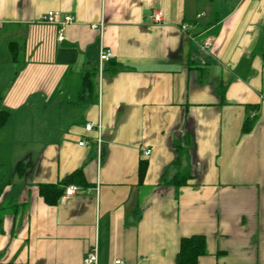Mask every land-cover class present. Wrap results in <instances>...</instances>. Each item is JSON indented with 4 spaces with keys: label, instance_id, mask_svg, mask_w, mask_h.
<instances>
[{
    "label": "crops",
    "instance_id": "crops-1",
    "mask_svg": "<svg viewBox=\"0 0 264 264\" xmlns=\"http://www.w3.org/2000/svg\"><path fill=\"white\" fill-rule=\"evenodd\" d=\"M200 1L0 0V135L26 155L0 194V264H84L94 247L97 264H176L193 236L199 264H264V0ZM50 11L72 18L62 42ZM41 185L65 188L56 205Z\"/></svg>",
    "mask_w": 264,
    "mask_h": 264
},
{
    "label": "trees",
    "instance_id": "trees-1",
    "mask_svg": "<svg viewBox=\"0 0 264 264\" xmlns=\"http://www.w3.org/2000/svg\"><path fill=\"white\" fill-rule=\"evenodd\" d=\"M112 62V61H111ZM110 63V62H109ZM112 73H115L116 69L109 70ZM95 77L94 74H86L84 77L83 87H88L92 81V77ZM10 114L9 112H0V131L5 127L9 120ZM253 127V122L247 120L244 127L243 132L249 133ZM22 164H19L17 170L19 171ZM148 169V163L146 161H141L139 166V183L143 185L146 177ZM81 174V172H79ZM74 175L68 177L62 185L66 186L70 183L76 182ZM190 172L186 171L184 173L177 174L172 180L171 184L174 187H184L187 186L189 181L191 180ZM82 182V181H81ZM80 183V182H79ZM82 184V183H81ZM64 187L58 185H41L39 186V194L40 197L44 200V202L50 206L56 205L62 195L64 194ZM207 254V241L204 236H193L189 238H183L180 242V249L177 255L176 264H199V260Z\"/></svg>",
    "mask_w": 264,
    "mask_h": 264
},
{
    "label": "built area",
    "instance_id": "built-area-1",
    "mask_svg": "<svg viewBox=\"0 0 264 264\" xmlns=\"http://www.w3.org/2000/svg\"><path fill=\"white\" fill-rule=\"evenodd\" d=\"M162 13L160 11H156L154 12L153 14V18H154V21L156 23H159L161 20H162ZM201 16H199L198 18H201ZM43 23H46V24H50V25H56V24H59L60 25V29H59V37H58V40L60 42H62L64 39H65V29L66 27L71 24L72 22V18L71 17H66L64 19L63 22H60L59 21V13L58 12H55V11H50L48 13H46L43 17H42V20H41ZM181 30L184 32V33H187L188 30H189V25L188 24H184L181 26ZM206 47H209L212 45V42L211 40H207L206 42ZM114 59V55L110 52V51H107V50H103L101 52V55H100V67L98 69V72H99V76H102L105 72V65L111 61H113ZM95 123H89L85 126V130L87 132H91L94 130L95 128ZM86 143L85 142H81L80 145L81 146H84ZM151 153V151H147L145 153V156H149ZM78 188L76 186H70L67 188L66 192H65V196L63 198V200H65V198H68V197H73L76 195V192H77ZM84 264H97V249L96 247H94L90 253H88V255L86 256L85 260H84ZM116 264H122L121 261H117Z\"/></svg>",
    "mask_w": 264,
    "mask_h": 264
},
{
    "label": "rangeland",
    "instance_id": "rangeland-1",
    "mask_svg": "<svg viewBox=\"0 0 264 264\" xmlns=\"http://www.w3.org/2000/svg\"><path fill=\"white\" fill-rule=\"evenodd\" d=\"M220 3V0H214L212 4L211 0H201V11L209 13L210 10H221ZM11 134L12 131L7 129L5 133L0 135V194L7 187V180L9 178L13 179L16 176V165L18 161L26 157L25 151L20 146L15 147L10 145L12 139ZM15 163L17 164L15 165Z\"/></svg>",
    "mask_w": 264,
    "mask_h": 264
}]
</instances>
